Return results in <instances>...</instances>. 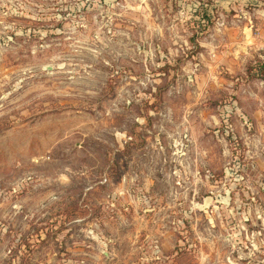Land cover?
Listing matches in <instances>:
<instances>
[{
    "label": "rangeland",
    "instance_id": "1",
    "mask_svg": "<svg viewBox=\"0 0 264 264\" xmlns=\"http://www.w3.org/2000/svg\"><path fill=\"white\" fill-rule=\"evenodd\" d=\"M263 67L264 0H0V264H264Z\"/></svg>",
    "mask_w": 264,
    "mask_h": 264
},
{
    "label": "trees",
    "instance_id": "2",
    "mask_svg": "<svg viewBox=\"0 0 264 264\" xmlns=\"http://www.w3.org/2000/svg\"><path fill=\"white\" fill-rule=\"evenodd\" d=\"M201 18L204 19V20H206V22H209V19H210L209 15L206 14V13H203V15L201 16ZM196 47H197V45H196ZM252 68H253V67H249V68H248V72H251ZM251 74H252L253 77H254V76H258V77L264 76V67H263L262 70H255V71H252Z\"/></svg>",
    "mask_w": 264,
    "mask_h": 264
}]
</instances>
